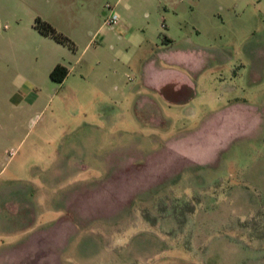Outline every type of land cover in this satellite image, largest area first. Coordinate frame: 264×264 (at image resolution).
Returning <instances> with one entry per match:
<instances>
[{
    "label": "rangeland",
    "instance_id": "374dc122",
    "mask_svg": "<svg viewBox=\"0 0 264 264\" xmlns=\"http://www.w3.org/2000/svg\"><path fill=\"white\" fill-rule=\"evenodd\" d=\"M31 5L73 49L2 81L0 262L264 264V0Z\"/></svg>",
    "mask_w": 264,
    "mask_h": 264
},
{
    "label": "crops",
    "instance_id": "0c3cea01",
    "mask_svg": "<svg viewBox=\"0 0 264 264\" xmlns=\"http://www.w3.org/2000/svg\"><path fill=\"white\" fill-rule=\"evenodd\" d=\"M31 1L32 0H0V88L3 86L2 81L4 78L11 79L9 80L10 82L17 84L20 90L24 91H19L17 94L16 98L18 101H21L23 95L26 93H32L30 90L34 88L33 85L35 80L31 76V71L39 61L40 54L47 52L46 49L42 51L36 50L32 41L37 40L41 44H44L45 47H50V43L55 45L56 48L61 47V45L54 42L50 37H45L35 31L34 23L36 14L32 8ZM117 23L114 26H116ZM185 53L186 52H182L181 54L183 55ZM58 64L68 69L62 59L52 60L50 58L45 67V72L50 76L51 71ZM9 71L10 74H8V76L5 72L8 73ZM68 71L70 74L69 69ZM151 73L155 74L153 83L157 91H162L165 86L178 80V78L180 81V83H178L180 85L184 84V81L181 80L183 78L181 73L177 71L152 67ZM182 153L185 157L197 163L206 162L202 161L204 158H207L202 154L197 156L194 152L182 151ZM26 260L31 262L29 258H26ZM11 262H14L13 257L7 258L0 263L10 264ZM32 262L34 261L32 260Z\"/></svg>",
    "mask_w": 264,
    "mask_h": 264
},
{
    "label": "trees",
    "instance_id": "16d2710c",
    "mask_svg": "<svg viewBox=\"0 0 264 264\" xmlns=\"http://www.w3.org/2000/svg\"><path fill=\"white\" fill-rule=\"evenodd\" d=\"M35 29L43 36L50 37L57 43L65 45L73 49V44L62 34L58 33L49 23L40 18L35 20ZM69 74L68 69L58 64L50 73V79L56 84H63Z\"/></svg>",
    "mask_w": 264,
    "mask_h": 264
},
{
    "label": "built area",
    "instance_id": "2783aa9c",
    "mask_svg": "<svg viewBox=\"0 0 264 264\" xmlns=\"http://www.w3.org/2000/svg\"><path fill=\"white\" fill-rule=\"evenodd\" d=\"M118 22V16L115 13H111L110 17L107 19L106 23L109 26H114Z\"/></svg>",
    "mask_w": 264,
    "mask_h": 264
}]
</instances>
